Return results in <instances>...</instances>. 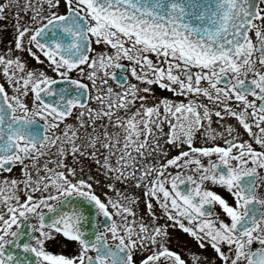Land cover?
Masks as SVG:
<instances>
[{"label": "snow or ice", "instance_id": "1", "mask_svg": "<svg viewBox=\"0 0 264 264\" xmlns=\"http://www.w3.org/2000/svg\"><path fill=\"white\" fill-rule=\"evenodd\" d=\"M0 264H264V0H0Z\"/></svg>", "mask_w": 264, "mask_h": 264}]
</instances>
